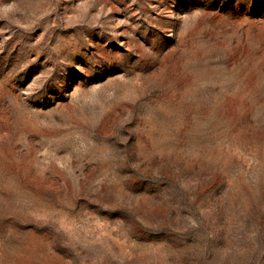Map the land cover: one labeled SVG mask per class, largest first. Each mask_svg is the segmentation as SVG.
I'll use <instances>...</instances> for the list:
<instances>
[{
    "label": "rangeland",
    "instance_id": "obj_1",
    "mask_svg": "<svg viewBox=\"0 0 264 264\" xmlns=\"http://www.w3.org/2000/svg\"><path fill=\"white\" fill-rule=\"evenodd\" d=\"M0 264H264V0H0Z\"/></svg>",
    "mask_w": 264,
    "mask_h": 264
}]
</instances>
